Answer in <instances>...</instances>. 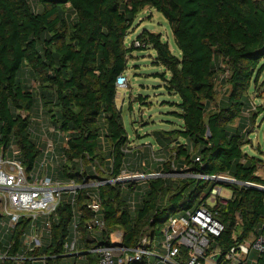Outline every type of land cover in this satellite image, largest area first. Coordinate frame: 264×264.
Wrapping results in <instances>:
<instances>
[{"label": "trees", "instance_id": "1", "mask_svg": "<svg viewBox=\"0 0 264 264\" xmlns=\"http://www.w3.org/2000/svg\"><path fill=\"white\" fill-rule=\"evenodd\" d=\"M145 8L164 17L179 52L174 56L160 34L147 31L133 42L140 45L135 49L154 52L153 64L165 70L158 75L163 88L178 98L173 114L181 130L155 134L162 151L176 144L173 159L156 164V170L227 175L237 184L223 185L231 195L213 207L208 205L213 183L192 178L159 177L129 185L126 192L117 184L84 188L73 204L64 194L50 245L41 251L60 256L73 209L79 250L88 252L108 245L116 231L121 246L134 249L143 237L161 236L168 217L203 205L223 227L209 252L227 264L223 257L231 248L263 233L264 191L246 185L264 188V177L257 175L258 161L243 151L254 116L242 115L251 112L249 91L264 71V0H0V149L14 145L31 172L41 155L43 127L50 126L64 136L48 133L58 156L55 178L63 183L94 179L87 165L103 166L111 179L134 166L115 103L116 79L126 72L134 49L125 39ZM226 71L220 81L225 94L212 109L217 78ZM56 137L63 144L56 145ZM91 193L102 206L105 231L98 237L87 231ZM84 257L83 264L97 262L94 254ZM258 264H264V254Z\"/></svg>", "mask_w": 264, "mask_h": 264}, {"label": "built area", "instance_id": "2", "mask_svg": "<svg viewBox=\"0 0 264 264\" xmlns=\"http://www.w3.org/2000/svg\"><path fill=\"white\" fill-rule=\"evenodd\" d=\"M139 46V43H134V47ZM226 77L227 71L221 76L220 81ZM126 86L127 79L124 74L118 76L116 89H124ZM48 133H55L59 138L64 137L52 127H48L47 131L41 133L39 137L43 144L41 155L35 169L31 172H27L18 160V151L14 145L6 150L0 149V264H54V261L61 264L63 259H70L69 264H83L86 253L97 256L96 264H152L153 260L156 264H219L220 255L209 250L211 240L220 235L223 227L203 205L167 218L162 229L165 240L159 250L153 246L155 237L152 236L143 237L139 245L130 250L122 247L121 243L120 246H116L109 241L108 245L96 244L95 248L88 252L80 251L78 246L80 233L77 227V216L73 209L70 235L63 244L60 256L56 257L49 248L42 252L43 248L50 245L52 220L64 194L72 196L71 204H73L80 189L89 187L96 189L117 184L123 190L124 183L129 186L137 184L140 180L148 181L162 176L131 174L123 169L118 177L111 179L103 168V173L109 177L99 179L95 176V164L90 168V174L94 177L91 186L87 184L88 182H83L82 185L74 181L63 183L55 178L54 169L58 164V156L54 151V142L48 137ZM100 140L103 144V138ZM124 152L127 153V150ZM64 160L60 158V161L64 162ZM196 162L199 160L197 159ZM172 169L175 172V169ZM81 172H83L82 167ZM175 173L178 179L192 178L213 183L208 199L210 207H213L217 200L221 204L226 202L221 197L223 185L237 184L227 175L206 176L182 171ZM89 198L86 208L92 217L87 223V231L92 237H98L105 231L101 219L102 206L96 193H91ZM131 206L133 207V202ZM262 230V234L253 236L251 240L231 248L223 257V262L258 264L259 258L264 254V224ZM15 236H19L17 243L14 240ZM215 255H219L217 261L213 260Z\"/></svg>", "mask_w": 264, "mask_h": 264}, {"label": "rangeland", "instance_id": "3", "mask_svg": "<svg viewBox=\"0 0 264 264\" xmlns=\"http://www.w3.org/2000/svg\"><path fill=\"white\" fill-rule=\"evenodd\" d=\"M143 31L160 34L162 41L168 44L171 53L178 57L179 52L173 42L171 29L160 13L153 9L145 8L137 16L125 39L126 47H132L137 36ZM154 59L155 54L150 48H147L146 50L133 49L128 58L127 70L124 73V76L127 79V86L124 89L117 90L115 100L116 106L121 113L129 144L138 145L140 150L143 149L141 147L146 145V143L154 144L153 152L149 154L151 155V161H146L144 166L140 163L136 166L134 163V166L132 165L131 168L126 169V171L131 174L144 176H148L149 174H155L158 176L160 173L156 170V166L150 168L151 163L158 164V167H160L161 163L168 164L172 161L175 152V143L171 144L167 151L160 150V147H157L153 140L155 139L153 134L181 130V122L173 114L178 112V109L175 106L178 103V98L169 95L163 88V83L158 75L165 73V70L160 66L154 65ZM220 78L221 76H218L216 81V98L211 104L212 109L225 94V88L223 87V84L220 83ZM139 98L143 100L142 103L138 102ZM249 99L251 112L244 113L242 116H254V121L249 124V131L244 140L246 145L243 148V151L249 157L258 161V165H261L259 167V174L263 176L264 173L261 170L264 169V71L261 73L252 91H249ZM236 124L237 120L234 122V125ZM48 127L50 126H44L43 128L47 131ZM179 141L182 143L181 140ZM59 143L63 144V140L61 139L59 142L56 137L55 144L57 145ZM147 149H149V147H147ZM9 155V157H11V153H9ZM158 158H162V160L158 161ZM91 167L92 166L87 165L88 169ZM103 168L104 167L101 165H96L95 176L99 179H108L109 176L103 173ZM82 169H85L83 165ZM175 174L176 173L171 168L170 172L161 177L166 179H176L177 175ZM93 181V179H90L87 181V184L91 186ZM145 182L146 180H140L137 184L144 185ZM124 186L125 188L123 191L126 192L127 183H124ZM230 195L231 192L227 188H222L221 197L223 200L229 199ZM120 236L121 232H114L110 235V242L116 244V246H120ZM164 240V235L156 236L153 241V246L157 247L159 250ZM73 260L77 261L76 259ZM69 263L70 259L61 260V264ZM152 264H156V261L153 260Z\"/></svg>", "mask_w": 264, "mask_h": 264}, {"label": "crops", "instance_id": "4", "mask_svg": "<svg viewBox=\"0 0 264 264\" xmlns=\"http://www.w3.org/2000/svg\"><path fill=\"white\" fill-rule=\"evenodd\" d=\"M153 136H154V138H155V139H153V140L155 141V144H156V146L158 147L159 145H158L157 142H156V137H158V135H154V134H153ZM145 146L149 147V149H147V147H145ZM129 148L131 149V150H130L131 156H134V155H135V156L132 157V159H131V160L135 161V165L138 166V165H139L138 162L142 159V160H143V161H142V165L144 166V163H145L146 161H149V160H150V156H151V155H149V154H150L151 152H153L154 144L152 145V144H150V143H146V145H143V146L141 147V148H143L142 150H140V147H139L138 145H135V144H132V145L129 144ZM146 150H147V152H146ZM157 160H158V161H161L162 158H158ZM150 161H151V160H150ZM154 166H157L156 163H151L150 168H153ZM259 171H260V169H259ZM261 171L264 173V169L261 170ZM257 175H259V172H257ZM262 177H264V175H263Z\"/></svg>", "mask_w": 264, "mask_h": 264}, {"label": "water", "instance_id": "5", "mask_svg": "<svg viewBox=\"0 0 264 264\" xmlns=\"http://www.w3.org/2000/svg\"><path fill=\"white\" fill-rule=\"evenodd\" d=\"M206 136H207V137L209 136V132H208V131L206 132ZM253 187L256 188V189H259V190L264 191V188L256 187V186H253ZM218 257H219V255H215V256H213V260H214V261H217V260H218Z\"/></svg>", "mask_w": 264, "mask_h": 264}]
</instances>
